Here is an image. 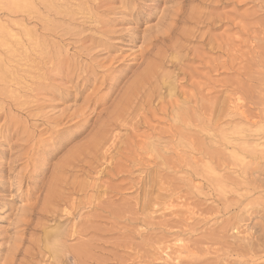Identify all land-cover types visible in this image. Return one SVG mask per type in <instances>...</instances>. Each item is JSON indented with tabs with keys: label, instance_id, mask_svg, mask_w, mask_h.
Instances as JSON below:
<instances>
[{
	"label": "rangeland",
	"instance_id": "374dc122",
	"mask_svg": "<svg viewBox=\"0 0 264 264\" xmlns=\"http://www.w3.org/2000/svg\"><path fill=\"white\" fill-rule=\"evenodd\" d=\"M0 23V264H264V0Z\"/></svg>",
	"mask_w": 264,
	"mask_h": 264
},
{
	"label": "bare ground",
	"instance_id": "6f19581e",
	"mask_svg": "<svg viewBox=\"0 0 264 264\" xmlns=\"http://www.w3.org/2000/svg\"><path fill=\"white\" fill-rule=\"evenodd\" d=\"M1 24V23H0ZM5 29H7V28H5ZM0 30H1V28H0ZM9 32V31H8ZM7 32V33H8ZM8 35H9V33H8ZM2 62V61H1ZM151 69L149 68V67H146L145 68V70H144V72H142L139 76H138V78L136 79V81L135 82H133L132 83V87H133V92L134 91H136L140 86H142V85H144V84H146L147 82H148V78H149V76H151ZM0 74H2L1 72H0ZM1 76H3V75H1ZM241 130V129H240ZM253 130V129H252ZM242 131V130H241ZM238 132V131H237ZM245 132V131H244ZM249 132H251V131H249ZM239 133V132H238ZM239 135H241L240 133H239ZM243 135V134H242ZM248 143V142H247ZM247 143H246V146H247ZM254 144H255V142H253ZM244 144H245V142H244ZM250 144H252V142L250 143ZM253 145V144H252ZM256 145H260L259 143H256L255 144V147H256ZM262 145V144H261ZM255 147H253L251 150H250V152L253 150V149H255ZM260 147V146H259ZM257 149V148H256ZM255 149V150H256ZM255 150H253V151H255ZM252 153V152H251ZM256 153V152H255ZM233 159V158H232ZM236 160H238V159H236ZM239 162H240V160H239ZM237 163V162H236ZM243 165V164H242ZM211 171V170H210ZM209 171V172H210ZM211 174V173H210ZM216 174V173H215ZM213 176H218L217 174L216 175H212V177ZM216 178H218L217 180L219 181V177H216ZM217 180H215V181H217ZM214 181V180H213ZM220 182V181H219ZM218 183V182H217ZM220 183H222V182H220ZM54 245V244H53ZM178 259V258H177ZM176 259V260H177ZM173 262V261H172Z\"/></svg>",
	"mask_w": 264,
	"mask_h": 264
}]
</instances>
